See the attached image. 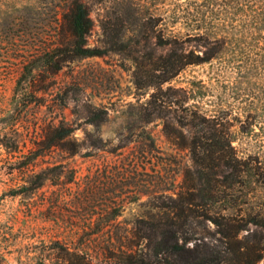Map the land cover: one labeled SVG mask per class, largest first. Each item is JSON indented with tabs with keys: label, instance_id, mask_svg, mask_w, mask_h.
Here are the masks:
<instances>
[{
	"label": "rangeland",
	"instance_id": "obj_1",
	"mask_svg": "<svg viewBox=\"0 0 264 264\" xmlns=\"http://www.w3.org/2000/svg\"><path fill=\"white\" fill-rule=\"evenodd\" d=\"M79 1L93 22L87 46L105 53L68 60L56 74L39 68L33 82L24 85L40 90L20 114L19 131L29 144L51 122L73 133L30 163L0 147V264H202L191 252L180 255L141 239L147 233L159 240L164 231V194L197 181V166L179 134L178 122L186 114L181 103L230 120L241 154H253L264 143V65L224 68L216 60L170 68L165 61L200 43L182 24L236 27L246 19L242 8L254 2ZM68 2L0 0V118L10 108L23 60L45 53ZM164 24L183 35L167 39ZM258 44L249 38L243 49L248 54ZM256 112L257 118H249L259 123L256 133H243L249 130L247 116ZM216 171L224 179L222 169ZM248 187L243 190L249 195L240 189L219 201L216 210L264 215V191ZM213 229L194 220L189 230L203 240L199 249L217 243ZM196 242L187 248L191 251ZM253 246L263 250L256 264H264V225L250 226L220 246L223 264H239L237 249Z\"/></svg>",
	"mask_w": 264,
	"mask_h": 264
},
{
	"label": "trees",
	"instance_id": "obj_2",
	"mask_svg": "<svg viewBox=\"0 0 264 264\" xmlns=\"http://www.w3.org/2000/svg\"><path fill=\"white\" fill-rule=\"evenodd\" d=\"M253 2L254 6L248 3L242 8L246 19L240 21L236 27L208 21L182 24L184 26L182 29L188 28L186 35H194L200 43L195 50L188 52L183 48L179 54H172L166 59V65L170 68H185L189 65L210 64L218 60L224 68H260V63L264 65V0ZM60 19L59 33L54 36L45 53L23 60L24 70L14 91L10 108L0 118V127L4 132L3 139H0V147L21 153L29 163L44 155L46 151L60 147L70 138L73 130L63 123L51 122L43 128L42 134L39 133V138L31 140L29 144L19 131L20 114L21 110L36 101V93L40 90L32 88L31 85L30 90L24 85L33 82L39 74V68H51V73L56 74L68 60L99 57L105 53L103 50L87 46V37L92 30L93 22L81 1L69 0ZM173 27L164 24L162 32L164 36L168 35L167 39L183 35L181 31L175 32ZM249 38L259 44L249 49L246 54L243 45L248 43ZM163 45L167 47L168 40L163 42ZM256 50L258 53H255ZM187 103L185 101L181 103L186 114H182L178 122L179 134L182 144L189 149L192 161L197 166V181L195 178L192 179L196 184H187L181 187L179 192L172 190L173 195L164 194L166 200L162 206L165 211L164 231L160 234L159 240L156 234L147 233L141 236V239L148 243L157 242L161 250H173L180 255L191 252L194 257L196 256L194 259L201 261L202 264H210L213 261L223 264L225 255L220 251V246L227 241L235 240L250 226L264 225V215L258 212L245 211L243 214L244 211L236 209L227 213L217 211L215 208L219 201L232 198L233 193L240 189L244 195H249L248 191L243 190L248 185L254 192L264 191V143L259 145L256 152L250 151L253 154H241L236 145L239 140L233 135L230 120L221 115L203 112L198 104L186 106ZM258 112L254 116L252 114L247 116L246 129L249 130L243 133L249 131L256 133L255 129L259 123L256 125V122L250 121L249 118H257ZM249 135L251 134H247L246 137ZM217 169H222L221 173H225L224 179L219 178ZM196 190L198 194L195 193ZM197 197H200V203ZM199 206L205 210L201 212L195 210ZM194 220L200 224L212 225L214 227L212 235L217 237L215 239L217 243H213L205 250L199 249L197 243H203V240L194 236V231L189 230ZM194 241H197L196 245L190 251L187 246ZM262 252V249L255 246L244 250L239 248L236 258L239 264H256L263 257Z\"/></svg>",
	"mask_w": 264,
	"mask_h": 264
}]
</instances>
